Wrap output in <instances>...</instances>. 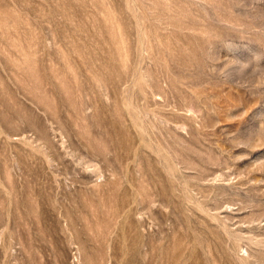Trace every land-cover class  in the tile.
Returning a JSON list of instances; mask_svg holds the SVG:
<instances>
[{"label": "rangeland", "instance_id": "1", "mask_svg": "<svg viewBox=\"0 0 264 264\" xmlns=\"http://www.w3.org/2000/svg\"><path fill=\"white\" fill-rule=\"evenodd\" d=\"M0 264H264V0H0Z\"/></svg>", "mask_w": 264, "mask_h": 264}]
</instances>
